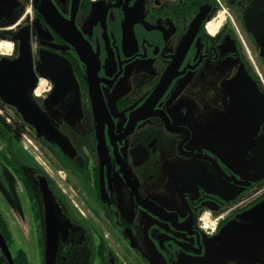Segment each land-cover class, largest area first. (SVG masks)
Masks as SVG:
<instances>
[{
	"label": "flooded vegetation",
	"instance_id": "1",
	"mask_svg": "<svg viewBox=\"0 0 264 264\" xmlns=\"http://www.w3.org/2000/svg\"><path fill=\"white\" fill-rule=\"evenodd\" d=\"M253 1L0 0V264H264Z\"/></svg>",
	"mask_w": 264,
	"mask_h": 264
},
{
	"label": "water",
	"instance_id": "2",
	"mask_svg": "<svg viewBox=\"0 0 264 264\" xmlns=\"http://www.w3.org/2000/svg\"><path fill=\"white\" fill-rule=\"evenodd\" d=\"M245 20L248 31L255 35H259L261 29L264 28V0H254L245 12ZM18 110L25 111L24 106H18ZM26 119V116H25ZM30 121L29 119H26ZM8 259L11 260L9 252L5 247Z\"/></svg>",
	"mask_w": 264,
	"mask_h": 264
},
{
	"label": "rangeland",
	"instance_id": "3",
	"mask_svg": "<svg viewBox=\"0 0 264 264\" xmlns=\"http://www.w3.org/2000/svg\"><path fill=\"white\" fill-rule=\"evenodd\" d=\"M28 228H29V231H24V233H22L23 235H17L15 237V244L17 243L16 247L21 248L26 253V256L30 264H36V260L34 257V254H36L35 247H34L35 245H34L33 238L31 236L32 233H31L30 226H28ZM2 264H6V262Z\"/></svg>",
	"mask_w": 264,
	"mask_h": 264
},
{
	"label": "trees",
	"instance_id": "4",
	"mask_svg": "<svg viewBox=\"0 0 264 264\" xmlns=\"http://www.w3.org/2000/svg\"><path fill=\"white\" fill-rule=\"evenodd\" d=\"M16 255H17L16 259L20 264H30L26 256V253L22 249L18 250Z\"/></svg>",
	"mask_w": 264,
	"mask_h": 264
}]
</instances>
